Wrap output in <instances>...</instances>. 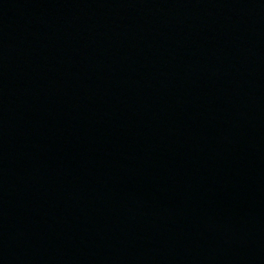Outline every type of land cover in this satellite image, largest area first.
<instances>
[{
  "label": "water",
  "instance_id": "1",
  "mask_svg": "<svg viewBox=\"0 0 264 264\" xmlns=\"http://www.w3.org/2000/svg\"><path fill=\"white\" fill-rule=\"evenodd\" d=\"M0 264H264V0H0Z\"/></svg>",
  "mask_w": 264,
  "mask_h": 264
}]
</instances>
